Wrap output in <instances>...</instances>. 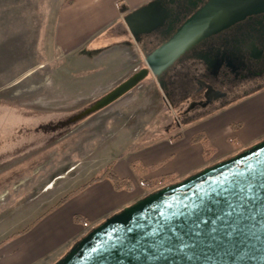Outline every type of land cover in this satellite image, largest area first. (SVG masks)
I'll return each instance as SVG.
<instances>
[{
    "label": "rangeland",
    "instance_id": "374dc122",
    "mask_svg": "<svg viewBox=\"0 0 264 264\" xmlns=\"http://www.w3.org/2000/svg\"><path fill=\"white\" fill-rule=\"evenodd\" d=\"M81 1L96 8L77 27L71 16L78 11L66 6L71 0H0V247L120 155L129 157L153 141L182 132H203L212 149L223 150L208 136L219 115L193 118L197 110L189 113L192 117L179 116L162 101L152 74L109 106L68 122L146 66L141 44L131 35L120 39L118 25L107 24L112 10H98V0ZM130 1L115 3L123 9ZM59 27L76 34L58 37ZM86 32L92 36L83 41ZM58 41L77 48L67 50ZM234 109L218 117L232 132L224 144L232 153L250 145L240 142L239 134L248 125L229 113ZM138 176L141 198L151 191L139 187ZM69 247L53 250L36 264H53Z\"/></svg>",
    "mask_w": 264,
    "mask_h": 264
},
{
    "label": "water",
    "instance_id": "95a60500",
    "mask_svg": "<svg viewBox=\"0 0 264 264\" xmlns=\"http://www.w3.org/2000/svg\"><path fill=\"white\" fill-rule=\"evenodd\" d=\"M168 1L150 0L124 16L136 42L161 28L170 36L146 52V66L69 123L109 106L150 74L159 79L203 39L264 13V0H186L191 13L183 20ZM53 264H264V138L124 206Z\"/></svg>",
    "mask_w": 264,
    "mask_h": 264
},
{
    "label": "crops",
    "instance_id": "0c3cea01",
    "mask_svg": "<svg viewBox=\"0 0 264 264\" xmlns=\"http://www.w3.org/2000/svg\"><path fill=\"white\" fill-rule=\"evenodd\" d=\"M116 1L118 0H98V10L100 7L107 9L109 7L113 14L111 19L107 21V24L115 22L118 25L115 28L119 30V35L123 36L120 39L129 40V35L131 34L124 21H122V17L124 18L128 12L150 0H131V5H127L124 11L122 8L116 6ZM67 5L71 8L74 7L73 11H78L71 16L73 22H78L77 27H79V20H83L85 17L90 18L91 10L96 8L93 4L86 5V1L81 0H71ZM78 6L80 7L77 8ZM61 24H63L62 21L60 22ZM61 33H63V38H66L71 33L76 34L74 31L71 33L67 32V34L61 32V28L59 27L56 35L59 37ZM89 35L92 36L90 32H86V36L80 37V39L83 41L89 40ZM57 44L67 50H75L77 48L75 45H70L65 42L59 43L58 41ZM99 48L92 47L94 50ZM263 92L258 93L229 112L235 117L240 116L246 122V127L248 125V130L245 131L243 129V132L239 134V139L242 144L251 145L264 138ZM219 116L227 117L225 113ZM218 117L215 118L216 121L213 123L215 131L210 130L208 136L210 139H214V143L219 142L220 146H223V152L217 150L211 157H207L204 155V149L201 143H192L190 141V138L194 134L185 136L182 132L174 136L153 141L145 147L138 149L129 157L124 155L118 156L113 160L114 170L121 177L131 178L135 184L134 190H117L113 187L109 179L98 180L90 184L38 220L28 231L15 238L8 239V242L0 247V264H36L43 256L53 250L68 243L71 247L78 238L83 236L81 234H84L83 231L85 228L91 229L101 223L106 217L140 198L137 197L140 190L137 187L136 174L131 167V162L134 160H140L147 167L145 177H155L172 173L177 180H180L207 165L225 159L244 149L245 147L232 153L224 147V144L229 142L228 135L226 134L232 132L231 130H227L223 124L224 120L218 119ZM221 154L223 157L218 159L217 157H220ZM215 157V161H210L211 158ZM206 162L209 163L206 164ZM139 187L143 189L141 186ZM76 214L86 218L88 225L86 226L76 222L74 220ZM75 239L76 241H74Z\"/></svg>",
    "mask_w": 264,
    "mask_h": 264
},
{
    "label": "flooded vegetation",
    "instance_id": "af4514ba",
    "mask_svg": "<svg viewBox=\"0 0 264 264\" xmlns=\"http://www.w3.org/2000/svg\"><path fill=\"white\" fill-rule=\"evenodd\" d=\"M168 5L174 17L184 20L191 13L186 0L168 1ZM169 36L161 28L141 35L138 43L148 52ZM155 79L162 101L178 110L179 116L198 110L193 118L211 119L240 106L264 91V13L203 39Z\"/></svg>",
    "mask_w": 264,
    "mask_h": 264
},
{
    "label": "trees",
    "instance_id": "16d2710c",
    "mask_svg": "<svg viewBox=\"0 0 264 264\" xmlns=\"http://www.w3.org/2000/svg\"><path fill=\"white\" fill-rule=\"evenodd\" d=\"M126 8H123L124 11ZM190 141L192 143H202L203 149H204V155L208 157V155H212L216 152V147L213 149L208 143V137L205 133H195L191 138ZM211 152V153H210ZM131 167L134 171V173L138 174V183L139 185L147 190V191H153L156 190L168 183L176 182L177 179L172 173H166L155 177H145V173L147 172V167L144 166V164L140 160H134L131 162ZM102 179H109L113 185V187L117 190H128L132 191L135 188L134 181L129 177H121L119 176L113 167V161L108 163L98 174L93 175L90 179L83 182L81 185H79L76 189L71 190L70 192L63 195L55 205H53L51 208H49L46 212L42 213L36 220H34L31 224L23 228L22 230H19L15 233H13L9 238L15 237L17 235H20L26 231H28L38 220H40L42 217H44L46 214L51 212L52 210L56 209L63 203H65L70 197L78 193L79 191L83 190L90 184L102 180ZM74 220L76 222L82 223L84 225H88V220L84 218L81 215H75ZM8 238V239H9Z\"/></svg>",
    "mask_w": 264,
    "mask_h": 264
}]
</instances>
